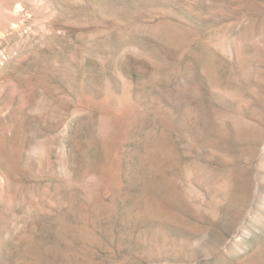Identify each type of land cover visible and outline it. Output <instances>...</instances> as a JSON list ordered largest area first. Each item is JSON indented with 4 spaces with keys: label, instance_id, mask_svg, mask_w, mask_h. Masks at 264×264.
Returning <instances> with one entry per match:
<instances>
[{
    "label": "rangeland",
    "instance_id": "374dc122",
    "mask_svg": "<svg viewBox=\"0 0 264 264\" xmlns=\"http://www.w3.org/2000/svg\"><path fill=\"white\" fill-rule=\"evenodd\" d=\"M0 264H264V0H0Z\"/></svg>",
    "mask_w": 264,
    "mask_h": 264
},
{
    "label": "bare ground",
    "instance_id": "6f19581e",
    "mask_svg": "<svg viewBox=\"0 0 264 264\" xmlns=\"http://www.w3.org/2000/svg\"><path fill=\"white\" fill-rule=\"evenodd\" d=\"M152 153V152H151ZM149 155V154H148Z\"/></svg>",
    "mask_w": 264,
    "mask_h": 264
}]
</instances>
